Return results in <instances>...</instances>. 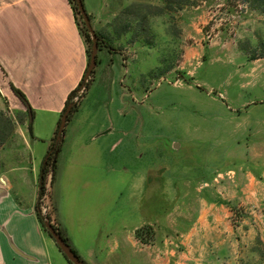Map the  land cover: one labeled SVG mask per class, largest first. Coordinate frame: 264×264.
I'll return each instance as SVG.
<instances>
[{
	"label": "rangeland",
	"instance_id": "rangeland-1",
	"mask_svg": "<svg viewBox=\"0 0 264 264\" xmlns=\"http://www.w3.org/2000/svg\"><path fill=\"white\" fill-rule=\"evenodd\" d=\"M84 4L118 52L96 66L86 97L111 84L113 106L123 103L133 141L113 156L136 194L150 183L152 242L183 249L176 236L201 216L216 236L200 241L209 248L196 263L264 264L263 10L253 0ZM4 111L0 176L26 157L9 103ZM48 183L41 214L56 218Z\"/></svg>",
	"mask_w": 264,
	"mask_h": 264
},
{
	"label": "crops",
	"instance_id": "crops-1",
	"mask_svg": "<svg viewBox=\"0 0 264 264\" xmlns=\"http://www.w3.org/2000/svg\"><path fill=\"white\" fill-rule=\"evenodd\" d=\"M87 66L70 0H0V117L9 103L26 154L0 176V264H69L42 229L36 205L43 158ZM11 85L25 94L33 118ZM113 91L103 86L104 96L94 101L87 94L67 122L52 185L56 219L87 264H198L195 255L209 248L200 241L216 236L201 216L176 236L182 251L168 238L144 244L136 237L159 220H151L144 201L150 183L136 194L130 170H120L113 156L122 141H133L123 103L113 106Z\"/></svg>",
	"mask_w": 264,
	"mask_h": 264
},
{
	"label": "trees",
	"instance_id": "trees-1",
	"mask_svg": "<svg viewBox=\"0 0 264 264\" xmlns=\"http://www.w3.org/2000/svg\"><path fill=\"white\" fill-rule=\"evenodd\" d=\"M253 1H255L256 5L259 6L264 12V0H253ZM70 3L72 5V8H73L75 14H76V6H75L74 2L72 0H70ZM76 20L78 22V17L77 16H76ZM78 26L80 28V23H78ZM80 33H81L82 37L84 38V42H85L86 46H88V39L86 38L85 32H84V30L82 28H80ZM88 50L89 49L87 48V53L89 54L90 50L89 51ZM113 50L115 52H117L115 48ZM88 64H89V56H88ZM92 77H93V74L90 77V79L88 80V82L85 83V90L83 92H80V89H81L82 84L84 83L85 74H84L82 80L80 81L79 85L72 92H70V94H69V96H68V98L66 100L65 107H64V109L62 111V114H63L69 105H71V104L73 105L72 108H71V112L69 114V117H68V121L73 117V115L78 111L79 107L81 106V103H82L84 97L86 96V92L89 89V86H90L91 82L93 81ZM11 88H12L14 94L21 100V102L26 107L27 115L30 118H33V114L34 113H33V110L31 108V106H30L25 94L22 91H20L19 89H17L16 87H14L13 85H11ZM1 116H4V113H2ZM2 118L3 117H1V119ZM5 122H8V121H5ZM59 124H60V119H59V121L57 123V126H56L55 132L53 134V137L50 140L48 151H47V153H46V155H45V157L43 159V162H42L41 174H40L39 194H38V202H37V205H36V212H37L38 220H39V222H40V224L42 226V229L51 237L49 231L44 226V221H45V219H47L50 222V224L54 227V229L62 236L64 241L76 253V255H78L79 258L84 261V259L79 255V253L75 249V247H74L69 235L67 234L66 230L60 225V223L57 221V219L53 218L51 216V214H49V213H47L45 216H42V214H41L40 202L43 199V197L46 195V192L48 193V190H49L48 189L49 178H50V187L51 188H52V185H53V182H54V178H55V172H56V169H57V165H56L57 156H56V163L53 164V161H54V158H55V151L57 149L60 150L62 145H63V141L61 143H59V144H56V137H57V133H58ZM29 128H30V131H32V124L31 123L29 124ZM49 194H50V197L52 198V193H49ZM151 230L152 229H151L150 226H145L142 229H139V230L136 231V237L142 243L150 244V243H152V236H153V233H152ZM68 263L72 264L70 261H68Z\"/></svg>",
	"mask_w": 264,
	"mask_h": 264
},
{
	"label": "water",
	"instance_id": "water-1",
	"mask_svg": "<svg viewBox=\"0 0 264 264\" xmlns=\"http://www.w3.org/2000/svg\"><path fill=\"white\" fill-rule=\"evenodd\" d=\"M72 1L75 2L77 6L76 16L78 17L79 15H81L83 17L84 23L89 31L92 40L91 52L89 55V64L85 72L84 83L82 84L80 89V92H83L85 90V83L88 82V80L94 73L95 68L97 66L98 37L96 31L92 28V25L90 23V18L85 10L83 0H72ZM72 106H73L72 104L69 105L65 110V112L60 117V124L58 127L56 144L61 143L64 139L65 129L67 126L68 117L71 112ZM58 153H59V149L55 151V158L53 164L56 163V156L58 155ZM44 226L49 231L52 239L55 241L56 245L59 247L60 251L63 253V255L66 257L68 261H70L72 264H86L83 260L79 258L78 255H76V253L64 241L62 236L54 229V227L50 224V222L47 219H45L44 221Z\"/></svg>",
	"mask_w": 264,
	"mask_h": 264
},
{
	"label": "flooded vegetation",
	"instance_id": "flooded-vegetation-1",
	"mask_svg": "<svg viewBox=\"0 0 264 264\" xmlns=\"http://www.w3.org/2000/svg\"><path fill=\"white\" fill-rule=\"evenodd\" d=\"M83 3H84V0H83ZM75 4V2H74ZM76 6V4H75ZM85 6V4H84ZM76 10H77V6H76ZM85 10L87 12V9L85 7ZM75 13V12H74ZM88 16L90 18V23L92 24L93 22V19H92V14L91 13H88ZM79 17L81 18V22H82V29L84 30L85 32V36L86 38L88 39V44L90 45V47L92 46V40H91V36L89 34V31L84 23V20H83V17L81 15H79ZM96 30V34H97V37H98V55H97V65L101 64L104 62V58H108V55L110 53H112L114 50V47L111 43V41L109 40V38L103 36L101 33H99V31L97 29ZM91 51H89L90 53ZM101 54V56H100Z\"/></svg>",
	"mask_w": 264,
	"mask_h": 264
},
{
	"label": "built area",
	"instance_id": "built-area-1",
	"mask_svg": "<svg viewBox=\"0 0 264 264\" xmlns=\"http://www.w3.org/2000/svg\"><path fill=\"white\" fill-rule=\"evenodd\" d=\"M49 180H50V178H49Z\"/></svg>",
	"mask_w": 264,
	"mask_h": 264
}]
</instances>
